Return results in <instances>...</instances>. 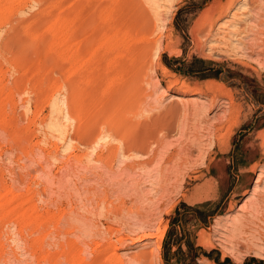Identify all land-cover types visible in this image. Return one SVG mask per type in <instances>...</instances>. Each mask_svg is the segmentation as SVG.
<instances>
[{"label":"rangeland","instance_id":"rangeland-1","mask_svg":"<svg viewBox=\"0 0 264 264\" xmlns=\"http://www.w3.org/2000/svg\"><path fill=\"white\" fill-rule=\"evenodd\" d=\"M108 239L96 264H264V0H0V264Z\"/></svg>","mask_w":264,"mask_h":264},{"label":"bare ground","instance_id":"bare-ground-1","mask_svg":"<svg viewBox=\"0 0 264 264\" xmlns=\"http://www.w3.org/2000/svg\"><path fill=\"white\" fill-rule=\"evenodd\" d=\"M41 1V3L42 2H47L48 0H40ZM77 20V19H76ZM134 20H135V22H136V27H137V30H138V33L140 34V31H142V29H140L141 28V26H143V24H141V22H140V18L139 17H134ZM134 20L132 19V23H131V25L134 27V25H135V22H134ZM89 21L87 20V18L85 19V18H80L79 19V23H78V25H79V28H81V29H83L84 31H86L87 30V28L89 27ZM76 24H77V21H76ZM42 25V24H41ZM38 26V25H37ZM45 26V25H44ZM77 26V25H76ZM42 27V26H41ZM74 27H75V24H74ZM73 27V28H74ZM126 28L128 27H130L129 25H126L125 26ZM145 30V29H144ZM82 31V30H81ZM76 33V32H75ZM91 33V32H90ZM72 34V33H71ZM80 36V35H79ZM86 36V35H85ZM76 37V36H75ZM89 37V36H88ZM139 40H141L140 38H138ZM82 40V39H81ZM84 40V39H83ZM136 41H137V39H136ZM85 42V41H84ZM83 42V43H84ZM79 44H82V42H79ZM86 44V43H85ZM126 44V42H125V40L123 39L122 40V46H124ZM250 47V46H249ZM249 49V48H248ZM263 51V50H262ZM138 53H140V52H138ZM140 55V54H139ZM139 55L137 54V56L136 57H139ZM141 58V57H140ZM84 81V80H83ZM70 83V82H69ZM84 83V82H83ZM72 85H75V83H72ZM70 86V90L71 91H73V92H71L72 94H71V96H70V93H69V115H71L70 117L73 119V121L74 122H76V126L75 125H73L74 127L73 128H76V133H77V137L75 136V140H77V142L79 143V144H84L85 145V143L87 142L88 143V141L90 140V138L88 137V135L87 134H89V133H87L86 131L88 130L87 128H85L86 129V131H84V126H83V124H84V122H85V120H87V119H85V117L87 118V116L83 113V111L81 110V109H79L78 108V105L80 104H78L77 103V101H76V99H75V95H76V92H74V90H72L73 88L75 89L76 88V86L75 87H73V86H71V84L69 85ZM81 89V88H80ZM82 90V89H81ZM79 96V95H78ZM171 98H173V99H171V100H175V101H179L181 98H180V96H172ZM82 99V98H81ZM79 102V101H78ZM81 104H83V103H81ZM85 110V109H84ZM85 119V120H84ZM83 120H84V122H83ZM89 122V121H88ZM87 122V123H88ZM95 124V123H94ZM89 125V124H88ZM91 125V124H90ZM89 128V127H88ZM85 133H87V134H85ZM90 132V131H89ZM75 135V134H74ZM90 136V135H89ZM96 136V135H95ZM122 138V142H123V145H124V147L126 148V149H130V145H132V146H134V143H135V141L133 142L132 140L130 141V139L129 138H125L124 136H122L121 137ZM96 139V138H95ZM74 140V139H73ZM139 141V140H138ZM130 142H133V143H130ZM137 144V143H136ZM143 149V148H142ZM109 231H110V229H109ZM124 239L122 238V237H118V238H116L115 239V242H117V243H119V242H122ZM115 242L113 241V240H111V239H108L107 241H106V243H105V245H104V247L101 249V251L97 254V253H95V254H93V258H92V261L91 262H89V260H88V262L89 263H86L85 261H83L82 260V263L81 264H96V263H98L100 260H101V258L102 257H104V254H106V253H108V252H110L111 250H113L114 249V247H115ZM74 247V246H73ZM73 250V249H72ZM75 250H76V248H75ZM92 251H94V250H92ZM97 251V250H96ZM72 252H74V250L72 251ZM70 254V253H69ZM106 256V255H105ZM72 257V256H71ZM73 258V257H72ZM71 258V259H72ZM109 258V257H108ZM75 259V257L73 258V260ZM141 259H143V261H142V264L144 263V264H150L151 262V260L149 259V257L148 256H146V255H143L142 256V258ZM107 261V260H106ZM75 261H73V263H74ZM109 262V261H108ZM107 262V263H108ZM104 263V262H103ZM112 264V263H111Z\"/></svg>","mask_w":264,"mask_h":264}]
</instances>
